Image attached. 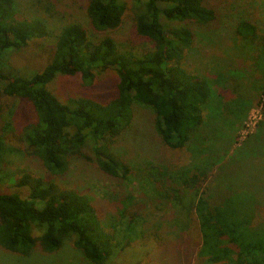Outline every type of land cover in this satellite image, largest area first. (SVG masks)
Returning a JSON list of instances; mask_svg holds the SVG:
<instances>
[{
  "label": "trees",
  "instance_id": "trees-1",
  "mask_svg": "<svg viewBox=\"0 0 264 264\" xmlns=\"http://www.w3.org/2000/svg\"><path fill=\"white\" fill-rule=\"evenodd\" d=\"M45 1L52 6L53 0ZM76 1L83 3L85 24L63 26L46 65L25 76L10 54L39 44L47 33L19 16L17 0H0V164L7 153L20 152L6 144L11 133L52 178L63 177L75 162L93 166L110 182L104 200L111 206L107 212L112 215L113 208L117 214L110 220L114 231L89 194L24 174L16 186L26 196L0 191V249L20 256L37 249L52 254L70 242L89 264H105L117 241L129 243L138 235L134 241L144 248L151 242L173 264H264V184L247 188V156L230 153L249 110H264V16H237L233 27L216 35L222 12L217 0H131L128 9L125 0ZM127 17L152 51H125L109 36ZM223 33L238 41L259 42L257 33L263 36L262 44L253 43L256 55L242 64L252 92L235 128L219 126L217 101L227 87L235 91L243 68L229 62L221 72L218 63L201 66L193 58L202 40L211 46L227 41ZM106 73L114 79L111 95L103 98L96 86ZM64 78L77 79L89 94L55 95L54 84ZM12 100L25 106L24 118L14 116ZM14 119L25 125L18 127ZM125 136L149 162L139 165L136 157L119 155L115 144ZM232 157L246 166L230 182L224 177ZM133 181H150L149 195L181 218L166 222L168 231L177 230L172 243L161 241L164 223L149 222L130 191L125 198L123 188ZM145 256L148 262L149 251Z\"/></svg>",
  "mask_w": 264,
  "mask_h": 264
},
{
  "label": "rangeland",
  "instance_id": "rangeland-1",
  "mask_svg": "<svg viewBox=\"0 0 264 264\" xmlns=\"http://www.w3.org/2000/svg\"><path fill=\"white\" fill-rule=\"evenodd\" d=\"M17 1L19 16L30 22L36 21L40 23L47 33V37L43 41H40L39 44L32 42L28 46L11 53L9 56V60L16 70L20 74L26 76L36 73L49 61L52 47L54 46L55 36L63 26L75 23L81 25L85 24V13L83 3L76 0H53L50 2L52 6L46 4L47 1L45 0ZM42 1L44 4L39 3ZM125 2L127 9L130 8L131 0H125ZM216 5L222 10L220 14L221 22H219L221 27L217 28L216 35L221 32L223 28L230 29L233 27L234 20L237 16L242 17V19L250 16V20L259 19V17L261 18V16H264L262 7V5H264V0H217ZM254 5H261L262 9L260 7L256 11ZM128 17L121 28L115 33L109 34V36H111V38H113L114 41L125 51L132 49L139 54H145L152 51L153 46L148 41L136 36ZM263 36H260L257 33L256 37L259 38V42L255 41L254 38H252V40L238 38V41L234 38L227 40L229 38L228 35L223 33L222 38L227 41L219 39L218 41H214L211 46L206 39L202 40V45H199L195 53H193V58L199 62L201 66L216 62L218 63L217 69L222 72L223 67L228 66L229 62H234L239 69L243 68L241 69V73H236L237 78H239V81L241 80V82L234 85L233 88H235V91H232L230 87H227L226 94L222 93L220 99L217 101V104L219 105L217 117L219 116L218 118L220 119V122L218 123L220 127L224 124V128H235L241 122V120H239L240 115L243 114L244 116L247 111L246 98L252 92L250 90L251 80H247V77L243 78L245 74L247 76V69H244V65L242 64L246 61H251L250 58L252 59V57H254L253 55H256L258 46L253 43L262 44ZM251 43L255 48H251ZM113 77L114 76L111 73H106L97 81L99 82V85L96 86V92L103 95V98L111 95ZM76 80L70 78L59 79L53 86L54 94L58 95L60 98H63V96H82L89 94L88 90L80 88L81 86H79L80 84H78V80ZM226 82H228V80ZM255 87L256 85L253 86V88ZM10 106V110L14 112L15 117L18 116L19 118H24L23 113H25V106L22 105L21 101L12 100L10 101ZM9 120H11L10 117ZM14 121L17 122L15 119ZM18 124V127H20V125L22 126L24 123L19 122ZM17 129L18 128L13 127V131ZM7 136L8 141L6 144L9 149H17L20 152H17L14 155L7 153L4 156V160L0 164V191L18 193L22 196H26L28 191L16 186L17 181L22 175L28 174L42 178H49L50 176L45 172L37 160L29 156L28 150L25 147L19 145V143L17 144L15 138L10 137L12 136L11 133ZM126 138L127 136H125L124 140H119L115 144V149L119 152V155L126 160L130 157H136L137 161H139L137 162L139 165L146 160L149 162L150 159H148L147 156L144 157V154H139L140 151L136 149V145L138 146V144H136L134 140ZM230 153H232L233 156H247V188L264 184L263 107L260 106L259 108H252L249 110L242 128L236 133V140ZM232 158L234 161L230 165L232 168L227 171V174L224 177L228 179V181H230V179L234 180V177L241 173V170L239 171V168L241 167L239 166H246L245 163H243V165H237L238 160H235L234 157ZM52 179L60 184L62 188H70L77 190L80 193L89 194L98 209V215L101 217V220L106 223L108 230L114 231V224L111 225L110 220L114 222L113 217L117 214H113V208L112 215L107 212L106 208H109L110 204H106L104 200V192L107 191V186L110 182L105 179L98 170L87 163L75 162L63 177ZM151 184L150 181H146L142 186L137 185L136 182L133 181L128 188H123L125 193L124 196L127 198V192H131L130 194L133 200L137 201L135 207H142L140 209H143L146 215L151 216V218L146 217L147 220L151 219L148 220L149 222L155 221L153 223H164L160 231L162 237L161 241L164 243H172L174 241L173 233H177V230L172 228V230L170 229L171 231H168L171 224L166 222H172L174 218L177 222V220L181 218L170 216L172 210L166 205H163L160 202L158 203L155 197L149 195L150 193H148V190L153 189ZM141 201L149 204H142ZM137 229L139 230V228ZM118 230L119 229L117 228L116 231ZM191 234L194 236L193 230L191 231ZM137 237L138 235L129 243H127V239L117 241L119 247L117 246V249H115L105 264H173L172 259L169 257L170 254H164L166 251H161L160 248L155 249V246L151 242L144 248L141 243L134 241ZM147 251H149L150 254V256H148V262L144 260ZM143 252L144 254L141 257ZM0 264L89 263L83 259L69 242L60 251L52 254H47L37 249L31 252L28 256H20L7 253L0 249Z\"/></svg>",
  "mask_w": 264,
  "mask_h": 264
}]
</instances>
